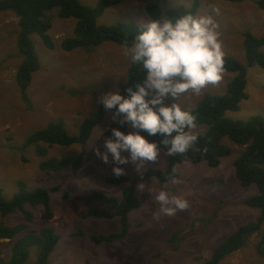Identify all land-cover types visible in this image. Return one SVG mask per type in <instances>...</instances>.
Wrapping results in <instances>:
<instances>
[{"label":"rangeland","instance_id":"rangeland-1","mask_svg":"<svg viewBox=\"0 0 264 264\" xmlns=\"http://www.w3.org/2000/svg\"><path fill=\"white\" fill-rule=\"evenodd\" d=\"M3 1V0H0ZM85 6L95 7L99 0H79ZM134 0H123L119 5L107 8L99 17L98 25L110 26L152 19L140 1L133 8ZM167 17L169 9L184 6L191 8L195 0H151ZM256 0H199L197 13L212 15L219 25L225 56L233 57L247 65L244 33L252 32L264 37V11ZM58 8L47 12L52 28L48 35L54 49L47 48L39 35H32L39 55L41 69L33 75L26 92V100L16 83V73L22 57L18 51L19 19L11 11L0 12V188L7 200L19 191L24 182L28 190L43 189L50 193L52 218H43L42 206L25 205L24 211L7 216L0 213V224L15 227L24 225L28 233H40L44 227H52L60 236V242L49 258L48 264H204L211 259L215 248L241 226L257 222L261 210L249 207L246 200L258 194L256 185L243 188L236 177L234 162L242 155L245 146L228 138L223 143L232 149V154L221 159V164L211 168L206 162L193 164L183 161L178 166L180 182L161 184L157 179L145 183L154 187H165L185 195L190 207L174 217L154 218L159 205L149 193L136 195L139 207L129 215V232L124 240L115 243L97 244L92 235H108L121 230L120 220L115 218L86 217L92 210H111L105 204L89 201L96 192L122 197L125 185L107 183L113 176L109 165L95 155L94 148L103 151L104 141L111 136V128L117 127L112 112L106 110L103 120L94 128L85 145L71 146L41 144L47 150L44 157L35 147H26L27 138L35 131L47 127L50 122L62 120L70 135H78L86 118L94 116L102 104L99 97L108 91H121L128 82L131 66L125 56L124 46L104 42L98 47H82L66 52L61 42L74 36L77 19H60ZM236 76L225 70L223 78L209 85L199 95L186 93L178 102L193 109L207 94L224 95L228 83ZM127 77V78H125ZM119 81L118 88L114 86ZM248 99L242 101L239 111H228L226 116L233 120L247 121L256 115L264 116V70L259 65L248 66ZM168 103H172L169 98ZM101 129L104 134L100 135ZM130 130L132 129L130 125ZM195 131L205 135L208 126H197ZM146 135V134H145ZM155 140V138H150ZM85 152L84 165L77 174L71 170L58 173L43 171L40 164L50 158L64 159ZM131 177L148 168L165 171L168 158L161 150L157 162H146L137 172L136 165H123ZM24 212L32 215L28 220ZM264 232L249 235L244 246L225 257L220 264H264V255L258 246ZM16 239L0 241V258L8 260ZM264 252V246L261 247ZM26 264H35L37 251L30 250Z\"/></svg>","mask_w":264,"mask_h":264},{"label":"trees","instance_id":"trees-1","mask_svg":"<svg viewBox=\"0 0 264 264\" xmlns=\"http://www.w3.org/2000/svg\"><path fill=\"white\" fill-rule=\"evenodd\" d=\"M123 0H99L95 7L85 6L79 0H3L0 1V12L11 11L19 19L20 31L18 34V51L22 57L16 73V83L23 97L28 100L26 92L30 87L33 75L41 69L39 55L35 45L31 40L32 35H39L44 45L49 49H54L55 44L48 32L52 28L51 19L47 12L58 8L60 19H77L74 28V36L65 38L61 42V49L69 52L77 48L98 47L104 42H113L124 46L126 41L134 38L137 31V24L116 23L110 26L98 25V19L106 9L119 5ZM145 4V10L151 18H161V8L152 3L151 0H134ZM239 2L240 0H228ZM256 4L264 11V0H256ZM199 0H195L191 8L180 6L169 9L167 17H174L186 13H197ZM244 47L247 65L242 64L237 59L225 56V70L235 73L236 76L228 83L227 93L224 95H205L192 109L197 116V126L206 125L208 131L205 135H199L196 146L185 154L168 158V167L165 171L148 168L141 174L133 177L124 175L116 178L114 175L107 179V183L123 186L121 198L106 195L103 192L93 193L88 200L105 204L111 210H92L86 217L105 218L113 220L118 218L121 230L108 235H92L91 240L97 244L115 243L124 240L129 232V215L132 210L139 207V199L136 195L137 185L141 182L148 183L152 179H157L161 184L171 182L173 169L177 170L180 180L178 166L183 161L198 164L206 162L211 168H216L221 164V159L232 154V149L223 143L224 138L230 139L236 144L245 146L242 155L234 162L236 177L243 188L256 185L258 194L246 200L249 207L261 210L257 222L241 226L233 235L227 237L216 248L210 260L204 264H220L221 261L241 249L246 238L259 231L264 224V116L256 115L249 120H233L226 116L228 111H239L242 101L248 99L246 93L248 66L259 65L264 70V37H258L250 31L244 33ZM144 72L142 69L130 66L128 70V82L121 86L124 92L128 86H135L142 82ZM106 113L103 105L94 116L86 118L80 126L78 135H70L62 120L50 122L47 127L35 131L26 140V147H35L39 156L44 157L47 150L41 144L48 146L61 145L71 146L74 144L85 145L94 128L103 120ZM125 133L131 132L130 125H119ZM156 141L162 137L156 136ZM166 152V149H163ZM167 154V152H166ZM85 152L76 156L64 159L50 158L40 164L43 171L61 172L71 170L77 174L84 165ZM44 208V219L52 218L50 208V193L43 189L28 190L24 182L19 183V191L7 200L4 190L0 188V213L7 216L19 211H24L25 205ZM28 220H32L30 213L24 212ZM25 231L24 225L8 227L0 224V241L16 239ZM60 242V236L52 227H44L40 233H28L16 239L13 245L11 256L8 260L0 258V264H26L30 258V250L35 248L37 259L35 264H48L51 254ZM264 232L259 243V253L264 255ZM90 264V263H87Z\"/></svg>","mask_w":264,"mask_h":264},{"label":"clouds","instance_id":"clouds-1","mask_svg":"<svg viewBox=\"0 0 264 264\" xmlns=\"http://www.w3.org/2000/svg\"><path fill=\"white\" fill-rule=\"evenodd\" d=\"M220 36L218 23L207 14L186 13L138 21L136 34L125 42L124 49L129 63L143 70L144 79L134 87H126L124 92L108 91L99 97L104 109L112 112L113 121L135 129L125 133L120 127H113L111 136L104 141V150L94 148L96 157L111 167L116 178L126 174L123 165L132 163L140 172L143 163L157 162L162 148L169 157H175L196 146L197 116L178 100L186 93L199 95L222 80L225 53ZM118 84L117 80L114 86L118 88ZM169 98L172 103L167 102ZM103 134L101 129L97 139ZM156 136L162 140L150 139ZM176 173L174 168V184L180 182ZM137 191L149 193L159 205L156 219L174 217L190 207L185 195L165 187L141 182Z\"/></svg>","mask_w":264,"mask_h":264},{"label":"crops","instance_id":"crops-1","mask_svg":"<svg viewBox=\"0 0 264 264\" xmlns=\"http://www.w3.org/2000/svg\"><path fill=\"white\" fill-rule=\"evenodd\" d=\"M133 3H130V6L131 7H133V8H136V7H138V5H139V2H134V1H132ZM112 8V7H111Z\"/></svg>","mask_w":264,"mask_h":264}]
</instances>
